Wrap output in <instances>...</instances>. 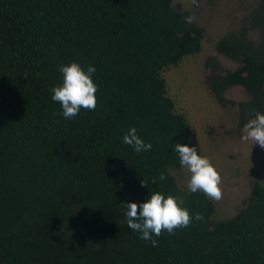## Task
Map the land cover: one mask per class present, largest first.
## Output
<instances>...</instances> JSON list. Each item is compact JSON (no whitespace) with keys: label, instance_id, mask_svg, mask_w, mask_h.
Segmentation results:
<instances>
[{"label":"trees","instance_id":"trees-1","mask_svg":"<svg viewBox=\"0 0 264 264\" xmlns=\"http://www.w3.org/2000/svg\"><path fill=\"white\" fill-rule=\"evenodd\" d=\"M182 1L0 0V264H264V179L253 178L236 213L214 220L213 201L180 188L171 172L181 168L174 144L193 146L192 128L163 72L200 53L204 37ZM214 47L238 66L208 56L209 90L233 106L226 89L243 87L242 130L264 114V0ZM71 62L95 66L98 90L95 110L68 120L50 90ZM130 127L150 151L123 143ZM152 192L203 220L153 246L121 206Z\"/></svg>","mask_w":264,"mask_h":264},{"label":"rangeland","instance_id":"rangeland-1","mask_svg":"<svg viewBox=\"0 0 264 264\" xmlns=\"http://www.w3.org/2000/svg\"><path fill=\"white\" fill-rule=\"evenodd\" d=\"M257 0H183L182 8L189 10L192 21L204 29L202 50L185 56L176 66L163 72L168 94L178 111L185 114L192 128L193 146L198 155L207 157L221 176L222 196L212 200L213 219H223L236 213L245 203L254 177L264 179V148L242 142V130L237 125V102L248 99L242 86L226 89L224 95L233 106H221L207 84L210 72L205 65L208 56H216L224 68L235 69L238 63L217 53L215 42L223 34L238 30ZM251 35L256 38L255 33ZM180 188L186 189V169L171 171Z\"/></svg>","mask_w":264,"mask_h":264},{"label":"clouds","instance_id":"clouds-1","mask_svg":"<svg viewBox=\"0 0 264 264\" xmlns=\"http://www.w3.org/2000/svg\"><path fill=\"white\" fill-rule=\"evenodd\" d=\"M192 5L198 7V0H191ZM186 22L191 23L192 18ZM58 71L62 73V84L54 86L51 99L59 103L62 115L71 120L79 114L81 109L94 111L97 100L95 93L97 85L92 76L96 72L94 65L83 69L77 62L60 65ZM242 142H251L264 148V114L255 112L253 118L249 119L243 126ZM123 143L127 144L136 153L147 152L152 149V144L146 143L137 135L135 127H130L123 136ZM174 150L178 154L181 168L186 169L189 174L186 179L188 192H202L206 198L219 201L222 196L221 176L207 157L198 155L197 148L188 144L176 143ZM153 179V183L155 180ZM160 181L166 180L161 172L158 176ZM142 186L147 184L141 181ZM183 200L161 192H152L144 202L137 205L135 202L122 203L125 209L124 216L127 226L135 232L140 233V238L151 241L156 246L158 241L153 237H159L163 232L174 234L179 228L188 227L193 219L202 221L203 216L196 213L193 217L186 208L181 207Z\"/></svg>","mask_w":264,"mask_h":264}]
</instances>
